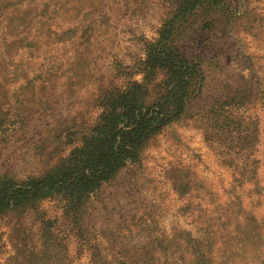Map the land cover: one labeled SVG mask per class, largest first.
Here are the masks:
<instances>
[{"label":"trees","instance_id":"trees-1","mask_svg":"<svg viewBox=\"0 0 264 264\" xmlns=\"http://www.w3.org/2000/svg\"><path fill=\"white\" fill-rule=\"evenodd\" d=\"M25 1L0 0V144L8 148L23 142L28 135L24 143L43 147L33 134L38 123L47 118L57 139L65 132L68 138H78L74 144V140L69 143L71 149L66 157L36 177L16 182L0 176V218L17 212L39 219V248L34 252L23 245L21 257H36L40 264H63L68 257L67 245L62 247L55 229L56 220L44 218L39 208V203L53 200L76 241V255L84 251L90 264H264V218L259 220L254 214V204L245 208L242 196L229 198V211L220 222L212 217L194 234H174L178 241L167 237L136 247L122 244L112 257L104 254L103 244L91 242L84 230L92 195L127 163L137 162L143 147L180 119L202 94L205 77L201 54L210 38L207 32L218 19L231 24L235 13L229 5L222 0H178L157 37L143 44L142 57L136 63L141 82L131 80L121 88L101 87L93 99L97 112L87 124L76 126L77 119L56 114L50 107L55 93L75 89L80 78L76 68L88 66L90 48L95 51L93 20L85 21L83 16L77 20L73 17L72 21L61 18L70 9L61 0H35L37 4ZM197 16L208 21L196 23ZM193 26L196 28L192 30ZM241 30L264 39V18H248ZM95 60L96 57L92 63ZM30 63L34 64L33 72L27 68ZM111 67L114 72L129 68L116 57L108 69ZM157 74L163 79L157 96L148 103L147 87ZM10 81L19 83L11 86ZM210 102V107L200 108L208 129L205 138L218 143L221 151L238 156L249 167H234V171L238 169L235 179L239 187L255 185L258 167L254 151L258 142L255 130L249 132L244 127L248 118L246 98L228 92ZM67 124L78 130L69 132ZM174 183L179 198L191 197V183ZM205 205L209 203L206 201ZM206 207L201 216L217 213Z\"/></svg>","mask_w":264,"mask_h":264},{"label":"rangeland","instance_id":"rangeland-1","mask_svg":"<svg viewBox=\"0 0 264 264\" xmlns=\"http://www.w3.org/2000/svg\"><path fill=\"white\" fill-rule=\"evenodd\" d=\"M38 1L25 2L37 4ZM61 1L65 2L66 9L70 8L61 18L71 20L75 17L77 20L83 16L85 21L93 20L91 34L95 39L92 45L95 51L90 48L88 66L76 68L79 83L71 92L55 93L50 107V111L56 114L77 119L78 126L83 122L87 124L97 112L93 99L101 87L121 88L131 80L141 82L136 63L142 57L143 44L157 37L158 30L178 0ZM222 1L229 5L235 17L229 26L218 19L206 31L210 38L201 54L205 77L202 94L191 102L180 119L164 128L143 147L137 162L127 163L90 198L84 230L91 242L103 244L104 254L110 257L122 244L136 247L167 237L178 241L174 234L178 236L181 231L194 234L212 217L220 222L229 211V198L234 196H242L241 202L247 209L254 204V214L259 220L264 218V39L241 30L248 18H264V0ZM92 14H96L95 17ZM197 17L196 23L208 21ZM195 28L193 26L192 30ZM31 32L35 34L33 30ZM94 57L96 60L92 63ZM114 57L129 68H121L117 72L112 67L108 69ZM27 68L31 72L35 70L32 63ZM162 79L163 76L157 74L150 81L148 103L157 96ZM10 82L13 83L11 86L19 83ZM228 92L246 98L245 115L248 118L244 127L256 133L258 144L254 160L258 167V181L253 186L246 184L239 187L235 179L238 169H233L235 166L249 167L241 163L238 156L221 151L218 143L205 138L208 129L200 108L210 107L212 98ZM66 126L69 132L78 130L71 124ZM52 129L49 118L36 126L33 135L36 142L42 141L44 146L41 148L24 143L28 135L23 142L10 144L8 148L0 144V176L21 182L38 176L66 157L71 149L69 143L74 140V144L78 137L68 138V132H65L57 139ZM176 180L192 184L194 189L190 198L177 196L174 192ZM206 201L209 205H205ZM205 207L217 213L201 216ZM39 208L44 218L56 220L55 229L61 245H67L65 253L68 257L62 263L90 264L84 251L76 255L78 246L60 216L58 204L46 200L39 203ZM30 215L12 212L0 218V264H19V261L40 264L36 257L20 255L23 245H28L34 252L39 248V219Z\"/></svg>","mask_w":264,"mask_h":264}]
</instances>
